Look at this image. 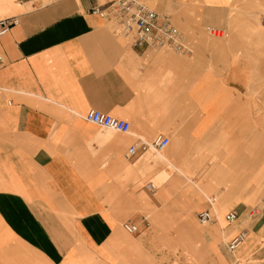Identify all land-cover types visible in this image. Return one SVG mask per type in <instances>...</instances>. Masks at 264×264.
Returning a JSON list of instances; mask_svg holds the SVG:
<instances>
[{"label":"crops","instance_id":"0c3cea01","mask_svg":"<svg viewBox=\"0 0 264 264\" xmlns=\"http://www.w3.org/2000/svg\"><path fill=\"white\" fill-rule=\"evenodd\" d=\"M112 1L0 0L17 19L0 36V264H165L180 240L205 262L264 264V0H138L184 52L132 44Z\"/></svg>","mask_w":264,"mask_h":264},{"label":"built area","instance_id":"2783aa9c","mask_svg":"<svg viewBox=\"0 0 264 264\" xmlns=\"http://www.w3.org/2000/svg\"><path fill=\"white\" fill-rule=\"evenodd\" d=\"M97 8L93 12H98ZM111 14L117 23V30L127 34L131 38L134 45L147 44L155 48H166L173 51L184 52L186 46L182 43L181 35L177 29H174L168 18L161 16L153 10L147 8L138 0H114L111 2ZM16 18L0 20V36L3 35L15 22ZM4 63V58L0 52V66ZM84 118L94 125L103 128L128 133L130 131V123L120 118L101 112L100 110H88ZM168 137L158 134L151 141V146L157 150H162L169 144ZM136 153V145H131L127 152V157ZM147 188H153L149 183ZM264 201V195H263ZM252 214H256L257 210L253 209ZM197 220L201 224L211 223L213 215L208 210L200 211L197 214ZM237 218L234 210L228 211L224 215V220L233 222ZM124 229L129 233L138 231V227L134 224L123 223ZM244 240L242 234H237L228 243L227 249L233 251Z\"/></svg>","mask_w":264,"mask_h":264},{"label":"rangeland","instance_id":"374dc122","mask_svg":"<svg viewBox=\"0 0 264 264\" xmlns=\"http://www.w3.org/2000/svg\"><path fill=\"white\" fill-rule=\"evenodd\" d=\"M213 34H215V36H222V33L219 32H215ZM157 182L159 183L160 180ZM168 235L169 233H167L165 237L169 239ZM181 239H184V237L181 236ZM177 244L178 245L176 246L175 243H171L169 241H164L162 244V250L165 253L162 261H164L165 264H219L216 257H213L209 261L205 262L203 255L198 254L202 253L201 241L195 242L194 249L196 256L188 254L186 240H180Z\"/></svg>","mask_w":264,"mask_h":264},{"label":"bare ground","instance_id":"6f19581e","mask_svg":"<svg viewBox=\"0 0 264 264\" xmlns=\"http://www.w3.org/2000/svg\"><path fill=\"white\" fill-rule=\"evenodd\" d=\"M210 31H211V33H215L216 31L214 30V29H210ZM151 143V142H150ZM169 145V144H168ZM155 149V148H154ZM136 150H137V147H136ZM155 150H157V149H155ZM209 211V210H208ZM210 212V211H209ZM210 214L211 215H213V213H211L210 212ZM213 217H214V215H213ZM197 218V217H196ZM224 220V219H223ZM226 222V221H225ZM126 223H128V222H126ZM128 224H130V223H128ZM131 224H133V223H131ZM210 223H208V224H202V225H209ZM124 225V224H123ZM134 225H136V224H134ZM137 226V225H136ZM123 228H124V226H123ZM125 230V229H124ZM126 231V230H125ZM127 232V231H126ZM127 233H129V232H127ZM129 234H131V233H129Z\"/></svg>","mask_w":264,"mask_h":264}]
</instances>
